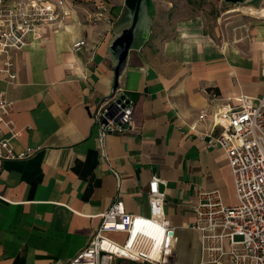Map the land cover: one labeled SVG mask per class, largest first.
I'll return each instance as SVG.
<instances>
[{"label": "crops", "instance_id": "obj_1", "mask_svg": "<svg viewBox=\"0 0 264 264\" xmlns=\"http://www.w3.org/2000/svg\"><path fill=\"white\" fill-rule=\"evenodd\" d=\"M104 4L109 10L99 19ZM67 5L56 25L39 26L26 46L11 52L17 78L0 83L14 101L7 118L20 131L15 150L35 149L29 157L7 160L0 172V264L73 259L116 199L126 211L150 214L153 177L164 181L179 261L200 264V234L189 228L198 193L217 189L229 205L237 198L225 150L200 136L211 116L197 119L202 110L236 107L241 95L264 96V0L224 11L235 12L232 18L253 16L231 27L244 34L228 42L203 31L201 18L180 22L174 37L156 38L159 6L151 22L143 13L118 77L134 100L135 125L104 138L93 113L115 89L118 38L130 26L131 10L126 0ZM81 39L86 46L73 50Z\"/></svg>", "mask_w": 264, "mask_h": 264}, {"label": "built area", "instance_id": "obj_2", "mask_svg": "<svg viewBox=\"0 0 264 264\" xmlns=\"http://www.w3.org/2000/svg\"><path fill=\"white\" fill-rule=\"evenodd\" d=\"M67 3L0 0V83H13L17 78L11 52L26 46L39 26L56 25L66 14ZM108 10L104 4L96 17L101 19ZM84 46L82 39L72 43L75 51ZM261 73L264 76V69ZM112 93L93 113L102 138L129 133L135 125L134 100L119 81ZM236 99V107L224 104L212 114L202 110L197 119L201 122L211 116L209 130L200 136H208L210 146L225 150L237 198L235 205H229L217 189L198 193L193 205L195 220L189 228L200 234V264H264V96L241 95ZM13 105L0 89V172L7 160L23 159L35 152L32 147L16 151L13 146L20 134L15 122L7 118ZM163 183L158 177L150 180L148 215L126 211L124 201L116 199L101 214L90 244L63 264H186L179 261L175 248L177 229L167 219ZM114 234L123 237L118 239Z\"/></svg>", "mask_w": 264, "mask_h": 264}, {"label": "rangeland", "instance_id": "obj_3", "mask_svg": "<svg viewBox=\"0 0 264 264\" xmlns=\"http://www.w3.org/2000/svg\"><path fill=\"white\" fill-rule=\"evenodd\" d=\"M153 3H155L156 8L159 6L160 11L153 30L154 37L156 38L166 34L168 37H174L176 27L180 22L201 18L203 31L214 33L219 40L224 39V42H228L229 38H234L238 35L240 37L244 34L235 35L234 26L247 22L249 17H253L252 15L241 14L242 18L240 17V19L232 18L231 15L235 12L227 14L224 11L231 5L234 6V4H238L239 8L245 5L242 3L231 4L224 0H153ZM138 27L135 32L140 29ZM228 32L233 35L231 34V37H228Z\"/></svg>", "mask_w": 264, "mask_h": 264}, {"label": "water", "instance_id": "obj_4", "mask_svg": "<svg viewBox=\"0 0 264 264\" xmlns=\"http://www.w3.org/2000/svg\"><path fill=\"white\" fill-rule=\"evenodd\" d=\"M228 3L234 4V3H242L245 4L248 2V0H224ZM126 4L131 10V23L129 28L125 29L123 31V35L118 38V43L120 45L119 52H118V66L116 69V86L119 81V75L121 71L123 70V67L125 65L126 57L129 53V50L131 49L132 42L134 40V31L141 24L142 16L145 14L146 17L149 18V21L151 22L153 19V16L156 11L155 3H153L152 0H126ZM144 13V14H143ZM148 21V22H149ZM115 86V87H116Z\"/></svg>", "mask_w": 264, "mask_h": 264}]
</instances>
